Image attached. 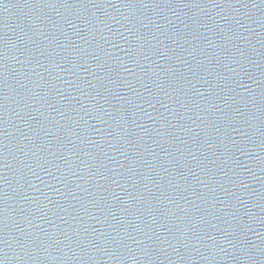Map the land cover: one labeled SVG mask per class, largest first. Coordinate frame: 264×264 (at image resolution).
<instances>
[{"label":"water","instance_id":"water-1","mask_svg":"<svg viewBox=\"0 0 264 264\" xmlns=\"http://www.w3.org/2000/svg\"><path fill=\"white\" fill-rule=\"evenodd\" d=\"M3 264H264V0H0Z\"/></svg>","mask_w":264,"mask_h":264},{"label":"snow or ice","instance_id":"snow-or-ice-1","mask_svg":"<svg viewBox=\"0 0 264 264\" xmlns=\"http://www.w3.org/2000/svg\"><path fill=\"white\" fill-rule=\"evenodd\" d=\"M0 264H3V262H2V261H0Z\"/></svg>","mask_w":264,"mask_h":264}]
</instances>
